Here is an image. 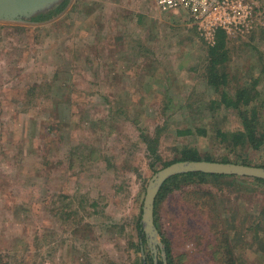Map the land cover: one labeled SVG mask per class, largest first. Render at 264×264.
Wrapping results in <instances>:
<instances>
[{
  "label": "rangeland",
  "instance_id": "1",
  "mask_svg": "<svg viewBox=\"0 0 264 264\" xmlns=\"http://www.w3.org/2000/svg\"><path fill=\"white\" fill-rule=\"evenodd\" d=\"M63 1L0 17V264H146L134 224L152 176L183 148L264 167V145L219 143L238 118L207 84L217 35L152 0H67L34 20ZM251 1L255 28L224 34L218 72L231 93L256 82L264 125V0ZM262 209L264 185L222 178L168 195L156 226L174 264H264Z\"/></svg>",
  "mask_w": 264,
  "mask_h": 264
},
{
  "label": "trees",
  "instance_id": "2",
  "mask_svg": "<svg viewBox=\"0 0 264 264\" xmlns=\"http://www.w3.org/2000/svg\"><path fill=\"white\" fill-rule=\"evenodd\" d=\"M67 4V0H64L61 5L46 15H41L34 20L44 21L51 18L53 15L59 14ZM225 35L223 32L219 31L217 33V43L214 48L208 51V76L207 84L213 87L214 91L218 93L219 100L217 105L225 108L226 110H231L236 112L238 118L237 129L233 132H223L221 130L217 131V138L221 144L231 145V149L235 150L237 148H250L254 151H258L264 145V125L260 121L261 112L258 106L254 103L255 99L258 97V91L255 90L254 82L252 87H241L236 89L233 93L229 92L226 87L228 83L227 75L222 72L219 73V67L225 62L227 54L224 47ZM222 88V89H221ZM185 133L189 134L190 131ZM147 149L151 153V157L156 155L154 148L151 146L150 142L146 140ZM197 151L189 148H183L181 152V157L178 160H174L167 165L175 162L181 161H200ZM206 161H212L209 158H205ZM222 163H229L227 159L220 160ZM243 164V163H241ZM245 165V164H244ZM259 167V166H258ZM263 167V166H261ZM231 178L233 181L237 180L236 176H219V175H208L202 173H188L183 175L174 176L166 180L162 187L160 188L154 203V224L156 226L157 217V206L165 199L168 195L175 191H181L184 187L189 185H203L209 181L215 182L222 178ZM253 183L256 185H264L263 180L252 179ZM232 182V181H231ZM264 212V209H262ZM135 230L137 231V250L140 252V248L145 245V236L143 234L140 222V216L135 219L134 224ZM157 228V226H156ZM158 230V228H157ZM161 241L164 244L165 259L166 264H174L171 255V249L168 242L162 236L158 230ZM1 260V259H0ZM146 264H154L153 257L150 252L145 256ZM157 264H163L160 258Z\"/></svg>",
  "mask_w": 264,
  "mask_h": 264
},
{
  "label": "water",
  "instance_id": "3",
  "mask_svg": "<svg viewBox=\"0 0 264 264\" xmlns=\"http://www.w3.org/2000/svg\"><path fill=\"white\" fill-rule=\"evenodd\" d=\"M48 0H0V17H6L5 14L15 11H23L33 7L40 2V6ZM53 1V0H50ZM188 173H202L219 176H236L264 181V167H256L237 163H222L213 161H181L172 163L163 169L157 171L149 180L146 187V193L142 205L141 228L145 236L146 246L150 254H161L163 264H166L164 244L161 241L160 234L154 224V203L156 196L163 183L178 175ZM142 253V251H141ZM157 264L156 258L153 259ZM145 264V263H143Z\"/></svg>",
  "mask_w": 264,
  "mask_h": 264
},
{
  "label": "built area",
  "instance_id": "4",
  "mask_svg": "<svg viewBox=\"0 0 264 264\" xmlns=\"http://www.w3.org/2000/svg\"><path fill=\"white\" fill-rule=\"evenodd\" d=\"M161 13H183L197 33L213 45L219 31L229 36L251 32L256 6L251 0H152Z\"/></svg>",
  "mask_w": 264,
  "mask_h": 264
}]
</instances>
